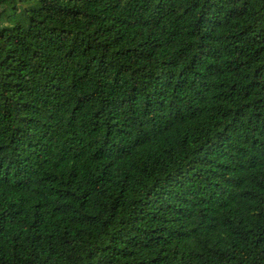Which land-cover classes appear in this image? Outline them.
I'll return each mask as SVG.
<instances>
[{
    "label": "trees",
    "instance_id": "trees-1",
    "mask_svg": "<svg viewBox=\"0 0 264 264\" xmlns=\"http://www.w3.org/2000/svg\"><path fill=\"white\" fill-rule=\"evenodd\" d=\"M0 264H264V0H0Z\"/></svg>",
    "mask_w": 264,
    "mask_h": 264
}]
</instances>
